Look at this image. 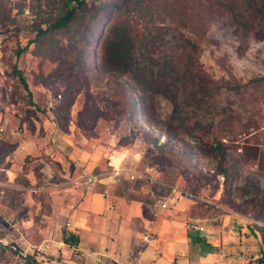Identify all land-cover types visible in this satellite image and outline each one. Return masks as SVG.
Segmentation results:
<instances>
[{
  "label": "rangeland",
  "instance_id": "374dc122",
  "mask_svg": "<svg viewBox=\"0 0 264 264\" xmlns=\"http://www.w3.org/2000/svg\"><path fill=\"white\" fill-rule=\"evenodd\" d=\"M62 1L0 0V148L4 149L0 158V230L3 232L0 244L20 242V237L28 234L29 230L24 228L23 223L30 217H33L34 222L29 233L36 237L40 215L48 212L49 208L44 196L31 191L33 201L39 202L40 206L32 204L28 191L24 189L44 186L41 160L48 161L52 169H60L57 167L59 163L48 158L45 151L49 146H54L57 154H63L55 147L52 138L57 141L64 138L70 140V137L76 141L85 138L97 144L99 157L103 161L107 156L121 158L124 151L127 157L122 165L134 166L142 173L152 170L151 174L157 181L154 186L160 195L167 194L164 185L175 187L182 193H192L196 201L202 203L192 206L189 218L216 226L229 222L232 230L230 235L240 242L241 250L238 251L250 260L248 264L264 260V206L261 204L264 193L248 194L236 190L239 186L260 182L261 190L264 191V88L250 89L242 96L225 94L218 99L220 108L235 111L234 135H227L223 139L227 145L229 162L236 167L232 171L234 185L232 189H225L222 176L216 175L219 170L217 159L192 155L185 146L170 142L162 131L148 123L147 116L139 106L132 120L124 116L119 122L99 119L94 126L90 123L79 126L78 115L83 109L85 97L83 94L70 95L72 81L68 79L67 72H60L66 69L65 64L61 67L60 63L65 58L70 59L85 51L89 37H83L82 29L88 19H80L79 24L67 30L55 31L35 40L39 27L46 29L48 23L63 15ZM100 1L109 0H87L89 6H97ZM170 1L186 10L185 0ZM192 3L196 15L200 17L192 22L190 20L188 30L183 29L180 21L174 24L180 29L181 37L195 38L199 45L198 60L207 76L216 82L234 78L242 84L263 77L264 42L249 38L246 49L241 50L236 27L222 7L212 0H192ZM25 47L26 51L18 57V49ZM63 48L72 50L73 55L63 51ZM87 52L89 63L94 64L96 58L93 50ZM15 72L21 73L31 97ZM102 80L105 85L108 79ZM90 88L95 87L91 85ZM95 90L102 92L106 88L100 85ZM49 97L56 99L54 109L55 106L64 107L72 103L69 108L61 107L62 116H66L64 119L62 117L57 122L54 109L47 104ZM171 110L168 102L158 99L150 120L164 121ZM48 134L51 139L46 142L40 140ZM153 138L169 142L175 152L180 153L176 154L173 167L153 164L150 152ZM21 144L22 153L16 159L19 168L10 181L7 170ZM108 170H112V167H108ZM202 177L200 181L195 180ZM63 182L64 179L59 176L51 183L56 185ZM10 185L19 189L11 188ZM11 190L18 192L11 193ZM246 239L252 243L248 244ZM26 250V254L35 256L38 262L49 263L48 257L36 249ZM254 253L260 257L254 259L252 256L251 260V254Z\"/></svg>",
  "mask_w": 264,
  "mask_h": 264
},
{
  "label": "trees",
  "instance_id": "16d2710c",
  "mask_svg": "<svg viewBox=\"0 0 264 264\" xmlns=\"http://www.w3.org/2000/svg\"><path fill=\"white\" fill-rule=\"evenodd\" d=\"M212 1L228 13L236 27L241 50L246 49L249 38L264 42V0ZM62 4L63 15L48 23L46 29L39 27L35 40L67 30L79 24L80 19H88L82 29L83 37H89L85 51L60 63L61 67L66 66L60 72H67L72 81L70 95L83 94L85 97L78 115L79 126L86 123L94 126L99 119L119 122L124 116L132 120L139 106L148 123L162 131L170 142L185 146L192 155L217 159L219 170L216 175L222 176L225 189H232V171L236 167L229 162L223 139L234 135L235 111L220 108L218 99L225 94L242 96L250 89L264 88V76L243 84L234 78L216 82L207 76L198 60L199 45L195 38L181 37L180 29L174 24L180 21L183 29L188 30L190 20L200 17L196 15L192 0H185L186 10L170 0H109L100 1L97 6H89L87 0H63ZM177 17L179 19L175 20ZM26 49L19 48L17 56ZM89 49L96 58L94 64L88 61ZM71 51L65 50L73 55ZM15 74L31 97L21 73ZM102 78L108 79L105 85ZM91 85L95 88L102 85L106 90L96 92ZM158 99L168 102L172 110L164 121L154 122L150 116ZM67 105L52 108L57 122L66 117L62 116L61 107L69 108L72 103ZM152 145L153 164L173 167L175 156L180 153L175 152L169 142H161L158 138L152 139ZM3 150L0 148V158ZM202 179L195 178L196 181ZM259 183L239 186L236 190L262 194L264 191ZM15 192L18 191L11 190V193ZM201 203L198 201L195 205ZM261 204L264 206V197ZM0 240H3L1 232ZM64 242L78 244L77 238L67 232ZM263 261L260 259L256 264ZM0 264L51 263L38 262L35 256L24 254L16 244H0Z\"/></svg>",
  "mask_w": 264,
  "mask_h": 264
},
{
  "label": "crops",
  "instance_id": "0c3cea01",
  "mask_svg": "<svg viewBox=\"0 0 264 264\" xmlns=\"http://www.w3.org/2000/svg\"><path fill=\"white\" fill-rule=\"evenodd\" d=\"M48 139H51L49 134L40 140ZM52 139L63 154H57L54 146H49L45 153L59 163L60 169H52L48 161L41 160L44 186L24 189L32 204L40 206L33 201L35 193L44 196L49 208L40 215L36 237L29 233L33 217L23 223L29 231L16 245L25 254L26 249L34 248L46 255L51 264H248L250 261L239 252L240 242L230 235L229 222L216 226L189 218L192 206L198 201L186 195L172 201L173 187L166 185L167 194L160 195L151 181V173L135 181L123 178L115 184L103 178L90 190L74 184L83 175L108 173V167L122 165L123 158L104 154L107 159L103 161L97 144L85 138L83 141L70 137V140ZM22 148L21 144L7 170L10 181L19 168L17 160ZM59 176L64 182L53 185L51 182ZM166 199H169L168 207L161 209ZM66 232L77 238V245L64 242ZM252 256L260 257L254 253L251 260Z\"/></svg>",
  "mask_w": 264,
  "mask_h": 264
},
{
  "label": "built area",
  "instance_id": "2783aa9c",
  "mask_svg": "<svg viewBox=\"0 0 264 264\" xmlns=\"http://www.w3.org/2000/svg\"><path fill=\"white\" fill-rule=\"evenodd\" d=\"M56 99H53L51 97L48 98V107L49 108H53L55 105ZM138 156V155H137ZM127 157V154L123 151L122 152V157L123 160L124 158ZM152 173V170H147L146 173H142V172H138L134 166H122L121 164L118 166H113L112 170H110L108 173L106 174H102V175H94V174H90V175H83L79 178H76V180L73 182L76 185H84V187L87 190H90L91 188L95 187V185L103 178H108L110 179V183L115 184L118 181H120L123 178H128L131 181H135L138 178H144L146 177L147 174ZM152 174L151 176V181L155 182V178ZM172 189V194L173 196L170 198L172 201H175L176 199H178V196H182V195H186L190 198H194L197 200V198L195 196H193L192 194H188V193H182L181 191H179L177 188L173 187ZM168 200L166 199L165 202H163L161 204V209H166L168 207ZM196 229L198 227H195ZM200 231H203V228H199Z\"/></svg>",
  "mask_w": 264,
  "mask_h": 264
},
{
  "label": "water",
  "instance_id": "95a60500",
  "mask_svg": "<svg viewBox=\"0 0 264 264\" xmlns=\"http://www.w3.org/2000/svg\"><path fill=\"white\" fill-rule=\"evenodd\" d=\"M3 246H9L8 244H3Z\"/></svg>",
  "mask_w": 264,
  "mask_h": 264
}]
</instances>
